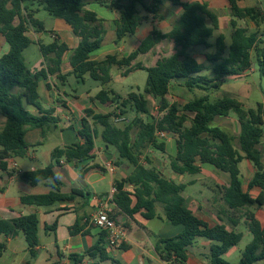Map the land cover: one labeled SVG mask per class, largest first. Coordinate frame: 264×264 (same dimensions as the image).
<instances>
[{
    "label": "trees",
    "instance_id": "obj_1",
    "mask_svg": "<svg viewBox=\"0 0 264 264\" xmlns=\"http://www.w3.org/2000/svg\"><path fill=\"white\" fill-rule=\"evenodd\" d=\"M172 6L180 8V16L167 33L157 28L126 56L107 55L102 61L91 59V54L101 49L107 34L105 24L93 15L80 10L86 0H37V8L26 6V0H0V35L9 47L7 53L0 56V114L5 117V124L0 130V171L10 174L9 159L25 158L29 145L26 134L30 129H41L42 137L46 130L56 127L59 118L53 116L54 110L42 108L39 95V84L48 76H56L62 83L67 81L62 66L69 47L57 35L49 44L40 43L44 58L41 69L31 71L26 64L24 52L31 44L28 32H45L42 21L36 18L40 8L50 16L64 20L76 37L80 39L78 47L70 57L72 74L79 82H85L88 75L104 87L94 100L101 104H115L114 111L96 113L86 110L78 132L80 141L73 146L56 148L51 153L54 164L61 160L66 163H83L94 157L96 140L100 136L104 144L115 149L113 164L121 168H131L129 175L114 181L116 192L112 202L117 218L125 214L133 218L142 213L146 220L157 218L156 204L164 206L165 217L173 225H182L183 232L169 239H159L155 250L167 264H187V250L198 238H205L213 243L210 264H231L224 256L236 247L244 234L236 228L242 219L252 235L251 242L243 251L238 264H258L264 261V225L256 218L252 208L264 206V162L259 149L264 139V105L246 109L242 102L235 98L223 97L211 101L209 93L221 88L229 77H243L257 67L264 77V42L257 32L249 33L239 25V21L251 20L257 26L262 17L255 7H241L239 2L245 0H227L231 12V43L226 36L219 33L214 44L210 42L220 30L219 17L210 9L209 2H184L183 0H166ZM101 3L117 10L122 19L115 25L114 43L120 46L128 36H134L137 30L149 20L161 19L160 10L163 0H100ZM142 9L146 14L142 15ZM54 34V33H53ZM166 42L174 44V53L157 60L151 67L145 66L138 59ZM205 53L207 64L200 63L192 54L195 50H209ZM116 66L125 69L123 76L137 70L146 71L147 83L143 92H131L122 96L109 85L112 82L111 70ZM210 73L208 76L204 73ZM174 84L185 87L190 92L202 91L204 95L190 100L184 105L170 103L167 99ZM150 98L158 106L152 110ZM26 104L35 107L40 115L35 116L26 109ZM129 111L142 114L147 121L134 118L124 125L116 124L114 118L125 117ZM236 114L240 126L238 136L239 149L234 142L236 137L220 126L214 125L216 118H226ZM190 121V126L187 123ZM101 132H99V130ZM136 132L135 137L133 134ZM164 132L173 136L177 142V155L171 159L172 175L180 177L200 174V164H209L229 174L230 183L220 188L221 199L226 206L224 214L228 215L231 230L223 218L218 215L220 224L210 227L199 219L185 205L184 192L194 183L178 182L167 177L155 167L142 163V156L148 148L165 152L164 141L158 140V133ZM82 140V142H81ZM248 161L255 169L247 190L241 175L240 164ZM54 164L32 172L20 174V179L35 187L45 181H52L51 191L42 195H25L21 202L36 207H51L61 202L75 201L76 197L87 200L90 196L79 190L70 194L62 192L63 183L53 171ZM91 168L82 169L86 173ZM259 189L257 197L251 190ZM88 196V197H87ZM89 199V198H88ZM82 218L70 228L72 236L80 234L89 220L81 225ZM94 227H96L94 225ZM56 225L51 227L55 230ZM22 232L28 251L32 258L38 255L40 241V220L37 214L20 216L12 219H0V262L8 246L7 241ZM107 234L101 230L98 241L83 255L72 254L69 259L74 264H102L110 260L106 241ZM123 249L128 246L123 244Z\"/></svg>",
    "mask_w": 264,
    "mask_h": 264
},
{
    "label": "crops",
    "instance_id": "obj_2",
    "mask_svg": "<svg viewBox=\"0 0 264 264\" xmlns=\"http://www.w3.org/2000/svg\"><path fill=\"white\" fill-rule=\"evenodd\" d=\"M36 1L37 0H26V6L36 9ZM195 1L209 2L210 9L219 17V31L222 33V21L218 12V7L224 6L229 8L228 1L188 0L184 2ZM242 2L244 1L239 2V5L241 7H245L243 6ZM165 5H167V7ZM162 7L170 8L173 11L179 9L172 6L166 0H163ZM40 10L43 9L40 8ZM40 10L38 13L41 12ZM38 13L36 14V18ZM152 18L153 17L150 15L149 20L146 21V23L152 22ZM42 22L45 26V32L37 33L33 29L28 32V37L31 40V44L25 50L24 57L27 67L31 71L36 72L41 69L42 64L44 63V58L40 50V43L49 44L53 40V35H57L62 42L68 45L69 50L64 56V63L62 66L63 74L67 75V81L62 83L56 76L50 75L47 79H42L39 84V95L42 108L44 110L53 109V116L59 118V123L56 127L48 128L44 138L42 137L41 129L28 130L26 134V142L29 145L27 156L25 158L9 159L8 163L10 174L0 171V219H12L25 215L37 214L40 220V230L43 229L45 236L49 237L48 233L54 234V239L46 245L42 244L43 241L40 238L41 246L37 248L38 255L36 258H33V261H28L24 258L20 260L18 264H74L68 258L69 255L85 254L98 241L101 230L97 227H94L93 224L88 223L85 225L83 231L80 234L72 236L70 234V228L76 224L78 218H82L81 225L83 226L85 222L88 220L90 221L92 215H94V213L101 206H105L110 214L115 213L116 205L112 202L114 195L112 191L115 189L114 181H121L125 179L131 172V168L126 165L118 168L113 164L116 151L115 149L105 145L104 142L99 143V138H101L100 136L96 140V148L93 152L94 157L92 159L77 164L66 163L65 160H61V163L58 165L53 163L51 153L54 149L73 146L78 141H80L78 132L81 129V120L85 117L86 110H93L96 113L101 112H99V102L94 100V97L98 93L96 94L88 89L80 90L79 88L73 89L72 86L68 87L69 78L74 76L72 74L73 68L70 65V57L73 51L78 47L80 39L74 35L72 28L64 20L56 19L51 28H48L46 22ZM104 24L106 29L109 27L115 32V26H111L106 23ZM140 28L137 30V32H139ZM152 30L153 27L151 26L149 32L145 31V37H147ZM44 33L48 34L47 38ZM123 43H125V41H123L119 46V52L124 51V48L122 47ZM7 46L8 45L6 44L4 37L0 35V56L8 52L6 51ZM163 47L165 48V45H163ZM102 48L103 45L100 50L91 54L92 60L102 61L107 55L117 54L114 51L115 49H113L110 50V54L101 56L99 52H101ZM199 62L206 64L201 61ZM234 77L235 76L229 78ZM243 77H245V75ZM112 105L114 107L113 109H115L116 105ZM26 109L35 116L40 115L39 111L33 106L26 104ZM138 118L142 119V115H139ZM226 118H231V114ZM5 120V117L0 114V130L4 126ZM127 120L132 121L130 118H127ZM234 121L238 122V119L236 118ZM98 130L101 132L100 129ZM135 134L136 132H134L133 138L135 137ZM168 136L169 137L167 140L164 141L166 145L165 152L158 150L162 154L161 156H158L156 154L157 149L148 148L145 150L144 155L141 158L142 163L144 165H149L148 162H146L147 158V160L150 162V166L161 170L165 176H171L172 179L178 180V182L194 183L189 185L184 192L186 207L192 210L199 219L206 222L210 227H214L217 224L222 223L218 217V215H220L223 218L224 223L227 224V228L231 230L228 215L224 214L227 208L224 205L220 194V188L222 186L229 185L230 177H223L222 175L215 176L216 179L211 183L212 186L207 188V190H203L195 189L199 181H201L199 178H197V176L204 174V172H206L208 175H215L216 169H214L215 167L213 168L212 165L205 167L208 164H200L202 171L200 174L194 176L185 175L177 177L172 175L170 170V162L171 159L177 155V142L173 136ZM263 144L264 139L261 145ZM262 154L264 162V153ZM248 163L251 164L250 162ZM52 164H54L53 171L55 175L63 183L62 192L64 194H70L73 190H79L84 195H88L89 193L90 196H87L89 199L87 198L86 200L77 196L75 201L61 202L51 207H36L23 204L21 202L22 196L47 194L51 191V185L53 182L45 181L33 187L27 182L21 180L20 174L43 169ZM84 168L91 169L86 173H82V169ZM252 168L253 174L246 183L247 187L255 173L253 166ZM241 175L244 180L245 177L242 174V171ZM243 187L245 189V183ZM12 188H17L18 190V192L14 195H11L12 190H14ZM259 193V189L251 190V195L253 197H257ZM198 194L203 197L207 196L208 201L206 203L200 202ZM218 204L219 209H216ZM253 212L255 213L257 220L262 225H264V206L262 208L254 207ZM156 213L158 216L153 220H146L142 216L141 212L136 214L133 218H130L125 214H119L117 219L124 225L127 231V239L123 244H126L128 248H111L107 246L111 258L102 264H122L121 262L113 261L112 255L118 250H123L126 254L125 256H122L124 264H167L158 255L155 250V246L159 239H169L179 236L183 232L184 227L182 225H173L167 221L165 217L164 206L161 203L156 204ZM60 218L61 220L66 219L65 222H62L63 225L60 226V229L58 226L55 228V230H46L48 228L51 229V227L55 225L54 223L56 221L58 222ZM154 220H159L162 224L157 226L153 223ZM241 226L245 227L247 234H250L252 238L249 228L245 223V219H242L236 228L238 232H240L238 229ZM61 227H63L64 230L66 227L67 231H62L61 234H59L61 236L58 238V233L60 232ZM2 238L4 237H1V240ZM49 238H51V236ZM153 238L155 241H153ZM4 240L7 241L8 246V243L12 240V238ZM213 243L214 242L205 238H198L187 250V264H210L211 247ZM236 252H238V245L229 250L228 253L225 254L224 258L231 257ZM3 261V264H14L17 261L16 254L5 260L3 259ZM90 262L91 261L86 258L84 264ZM258 264H264V261H261Z\"/></svg>",
    "mask_w": 264,
    "mask_h": 264
},
{
    "label": "rangeland",
    "instance_id": "obj_3",
    "mask_svg": "<svg viewBox=\"0 0 264 264\" xmlns=\"http://www.w3.org/2000/svg\"><path fill=\"white\" fill-rule=\"evenodd\" d=\"M188 1V0H184ZM213 4V3H212ZM243 6L245 7H256L261 11L262 17H264V0H246L242 2ZM219 8V15L221 16V21H222V33L226 36V42L229 45L231 43V34L232 30L230 27V17H231V12L230 8L220 6ZM141 13L146 14L142 9ZM41 12L38 13L37 18L41 21L46 22L48 28H51L53 23H55L56 19L52 16H50L45 10H40ZM181 12L180 8L176 11H173L170 8L162 7L160 10V15L161 19L158 20H153L150 23L144 22V24L141 26L139 32H137L134 36H128L125 38V43H123L122 47L124 48V51L119 52V46H116L114 43V40L116 38L114 30L110 29L107 27V34L105 36L104 42H103V48L99 54L101 56H106L107 54H110V50L115 49L114 51L119 55V56H126L132 51L137 48V46L140 45V43L146 38L145 37V31L149 32L150 27L152 26L153 28H157L161 30L164 33H167L171 30L173 25L177 22L179 19L180 13H178L176 16L177 12ZM170 18V19H169ZM164 19H169V20H164ZM161 21V24L159 26V22ZM240 26L243 28H246L249 33H254L257 32L260 38L264 41V20H262L257 26L255 23H253L251 20H244V21H239ZM220 33L218 31L213 39L210 40L212 44L215 42V38L217 35ZM46 38L48 37V34L44 33ZM49 39V38H48ZM165 45V48L163 47ZM262 47H264V42L261 44ZM9 50V47L7 46L6 51ZM215 49L211 48L209 50H204V49H199L195 50L192 54L194 57H196L199 61L204 62L207 64L205 60V53L206 52H213ZM174 51V44L172 42H166L164 44H161L157 46L154 51L142 55L139 57L138 62H142L145 66L151 67L156 64L157 60L165 57V56H170L173 54ZM125 71V69H120L116 66H114L111 70V76H112V82L109 85V88L112 89L114 92L122 95V96H127L131 92H143L146 83H147V72L143 70H137L129 73L126 76H123L122 73ZM207 74L208 76H212L210 73H204ZM72 86L73 89L79 88L80 90L88 89L91 90L94 93H99L104 87L102 84L98 81H95L91 79L88 75L86 77L85 82H79L74 76H71L69 78V85L68 87ZM67 87V88H68ZM69 89V88H68ZM204 95V92L202 91H193L190 92L187 90L185 87H182L178 84H174V86L170 90V94L168 95L167 99L170 103H178L180 105H184L190 100H194L195 98L201 97ZM211 101H216L220 98L223 97H231L239 100L240 102L243 103L246 109L250 108H257V105L259 103L264 105V77H262L258 71V68L255 67L254 71L247 72L245 74V77H234V78H228L224 82V84L221 86L220 89L211 91L209 93ZM151 108L152 110L155 109L158 106V102L151 99ZM112 104H101L99 103V112L101 113H107V112H112L114 111ZM154 111V110H153ZM139 115L142 114H137L134 111H129V113L125 116L126 118H130L132 121L134 120L135 117H139ZM235 117V118H234ZM238 119L236 114L231 113V118H216L214 121V125L220 126L226 131H228L231 135L236 137V140L234 142L236 148L239 149V143H238V136L240 132V126L237 121H234V119ZM142 119L147 121V117L142 115ZM190 121L187 123V126H190ZM119 125H124V124H119ZM169 136H167L164 141L167 140ZM99 143H103V140L99 138ZM260 149L262 153H264V144L260 146ZM156 154L158 156H161V152L156 150ZM163 159V158H161ZM205 167H209V164ZM212 167V166H211ZM214 168V167H213ZM216 169V168H214ZM240 169L242 171V174L244 175L245 179L243 180L245 183V189H247V182L251 178V175L253 174V168L251 164H249L247 161H244L243 163L240 164ZM169 174V172H168ZM222 175L223 177H230L229 174L222 172L218 169H216V174L215 175H208L206 172L204 174H200L197 176L201 181H199L197 187L195 189H203L207 190V188L212 186V182L216 179L215 176ZM11 195H14L18 192L17 188H12ZM199 200L202 203H206L208 201V197L201 196L198 194ZM216 209H219V204L216 206ZM254 208L252 209V211ZM58 220V219H57ZM66 219H59V221L55 222L54 224L56 225V228L59 226H62V222H65ZM155 225L160 226L162 223L159 220H154L153 222ZM53 224V225H54ZM240 232L244 233V237L242 241L238 244V252H236L233 256L231 257H226L225 259L230 262L231 264H238L241 255L243 251L245 250L246 246L251 242L252 238L250 234H247L246 229L244 226H241L238 229ZM62 231H67V228L65 227V230L63 227H61L60 232L58 233V238L59 234H61ZM45 232L40 230L39 236L42 239V244H48L51 240L54 239V234L53 233H48L49 237H46ZM132 238V237H131ZM5 238H2L4 240ZM153 241L155 239L153 238ZM27 243L25 240V237L22 232L19 233V235L15 238H13L9 243H8V249L3 257V259L10 258L16 254L17 261L14 264H18V262L22 259H27L28 261H33V258L31 257L29 251H27ZM118 254V255H117ZM125 252L123 250H118L116 251L112 257L113 261H118L124 264L123 257L125 256ZM3 259L0 262V264H3Z\"/></svg>",
    "mask_w": 264,
    "mask_h": 264
},
{
    "label": "built area",
    "instance_id": "obj_4",
    "mask_svg": "<svg viewBox=\"0 0 264 264\" xmlns=\"http://www.w3.org/2000/svg\"><path fill=\"white\" fill-rule=\"evenodd\" d=\"M116 124L125 123L127 120L126 117H116L114 118ZM158 140L164 141L168 136L167 133L159 132ZM116 189L112 191L115 193ZM89 223L95 225L98 229L106 232L107 237V246L111 248H120L127 239V231L124 225L114 219L110 212L106 209L105 206L99 207V209L92 215Z\"/></svg>",
    "mask_w": 264,
    "mask_h": 264
},
{
    "label": "clouds",
    "instance_id": "obj_5",
    "mask_svg": "<svg viewBox=\"0 0 264 264\" xmlns=\"http://www.w3.org/2000/svg\"><path fill=\"white\" fill-rule=\"evenodd\" d=\"M165 6L167 7V5ZM80 10L93 15L98 21L109 24L111 26H115L122 19L121 14L117 10L111 8L110 4L106 5L104 3H101L100 0H86V2L81 5ZM178 13L180 12L178 11L176 13V16H179L177 15ZM160 24L161 21L159 22V26Z\"/></svg>",
    "mask_w": 264,
    "mask_h": 264
}]
</instances>
